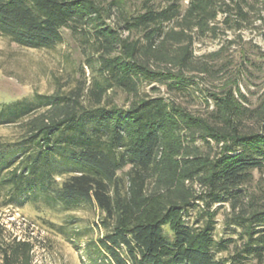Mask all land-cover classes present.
<instances>
[{
	"label": "trees",
	"instance_id": "obj_1",
	"mask_svg": "<svg viewBox=\"0 0 264 264\" xmlns=\"http://www.w3.org/2000/svg\"><path fill=\"white\" fill-rule=\"evenodd\" d=\"M185 1L138 0L132 9L129 0H0V37L46 50L69 30L98 72L89 85L82 67L85 81L75 88L0 102V126L20 127L0 137V208H96L94 263L240 264L254 256L264 264V191L246 188L254 171L264 172V92L250 107L238 84L223 80L225 45L194 52L195 40L216 37L220 23L239 30L251 19L244 0ZM146 85L198 96L207 108L193 112ZM118 89L131 96L128 105L111 99ZM226 202L228 225L246 239L231 262L219 253L235 240L215 237L213 206ZM6 233L0 223L4 264H33L34 243Z\"/></svg>",
	"mask_w": 264,
	"mask_h": 264
},
{
	"label": "rangeland",
	"instance_id": "obj_2",
	"mask_svg": "<svg viewBox=\"0 0 264 264\" xmlns=\"http://www.w3.org/2000/svg\"><path fill=\"white\" fill-rule=\"evenodd\" d=\"M129 1L132 9L136 7L138 0ZM187 4L188 0L184 2V8ZM231 4L235 6V3ZM242 5L249 13L251 23H244V27L239 30L235 26L228 27L220 23L223 28L216 37L207 35L195 40L194 52L196 56H202L216 52L225 45L226 50L221 52L217 60L225 63L229 69L223 80L238 84L241 92L250 99V107H254L264 92V25L259 18L264 16V6L256 0H244ZM224 18L223 13L218 17L219 21ZM83 48L79 37L69 30H65L64 40L57 48L46 50L21 47L5 37H0V102L32 97L36 92L51 93L59 88H75L85 81L83 70L89 85L98 72L86 66ZM213 83L218 88L223 87L218 78ZM145 91L176 99L196 113H204L207 108L203 98L173 94L166 86H161V92L158 93L152 91V85H146ZM110 96L117 105L125 106L131 102V96L120 89L112 91ZM19 131L20 127L17 125L0 126V137L14 138ZM199 144L202 145L201 142ZM195 187L201 189L199 184ZM246 188L261 195L264 191V172L254 171V179ZM1 204L0 202V207ZM216 208L218 214L215 237H232L235 240L227 251L219 253V257L231 262L244 247L246 239L240 235V229L234 233V228H230L227 223V217L233 214L231 204L226 202L221 207L216 204L213 209ZM193 212V217H198V212ZM100 217L94 207L61 212L44 205L39 208L32 202H26L22 207L0 208V223L5 225L7 239L16 237L21 240L29 239L34 243L33 264H100L93 262L88 249L89 241L96 239L102 232L97 224ZM65 224V230L79 232L68 234L58 229ZM90 247L93 248L91 245ZM241 259L243 261L240 264H258L254 256ZM0 264H4L1 247Z\"/></svg>",
	"mask_w": 264,
	"mask_h": 264
}]
</instances>
